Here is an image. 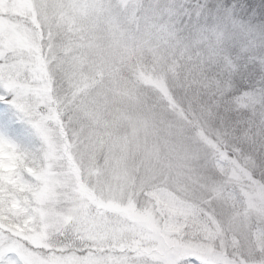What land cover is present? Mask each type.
I'll use <instances>...</instances> for the list:
<instances>
[{"label":"rangeland","instance_id":"rangeland-1","mask_svg":"<svg viewBox=\"0 0 264 264\" xmlns=\"http://www.w3.org/2000/svg\"><path fill=\"white\" fill-rule=\"evenodd\" d=\"M204 5L220 31L234 16L228 0H0V55L23 53L48 117L43 135L0 134L50 181L115 205L101 234L158 231L211 264H264V90L234 91L203 34L176 33V10Z\"/></svg>","mask_w":264,"mask_h":264},{"label":"snow or ice","instance_id":"snow-or-ice-1","mask_svg":"<svg viewBox=\"0 0 264 264\" xmlns=\"http://www.w3.org/2000/svg\"><path fill=\"white\" fill-rule=\"evenodd\" d=\"M6 19L20 26L16 17ZM22 55L12 46L0 55L4 61L0 65V124L10 128L15 114L43 135L48 117L40 114V98L30 82L36 71L29 76L20 70ZM61 187H71L78 195L58 191ZM115 207L82 185L76 188L50 181L47 172L29 163L16 140L0 134V264H179L190 254L198 264H211L197 246L158 231L132 229V238L115 229L101 234L95 217L101 214L99 210Z\"/></svg>","mask_w":264,"mask_h":264},{"label":"trees","instance_id":"trees-1","mask_svg":"<svg viewBox=\"0 0 264 264\" xmlns=\"http://www.w3.org/2000/svg\"><path fill=\"white\" fill-rule=\"evenodd\" d=\"M228 1L234 16L223 21L222 31L213 26L219 15L215 6L204 5V11L208 13L206 17L195 16L192 11L188 15L183 12L178 14L176 10L171 24L182 36L193 32L203 34L201 53L210 54L213 62L222 66L224 74L230 79L228 82L234 84L230 86L234 91L264 90V0ZM24 123L14 114L12 126L9 128L0 124V128L16 135L17 125ZM180 262L186 264L187 257Z\"/></svg>","mask_w":264,"mask_h":264},{"label":"clouds","instance_id":"clouds-1","mask_svg":"<svg viewBox=\"0 0 264 264\" xmlns=\"http://www.w3.org/2000/svg\"><path fill=\"white\" fill-rule=\"evenodd\" d=\"M57 239L63 240V239H64V237H57Z\"/></svg>","mask_w":264,"mask_h":264}]
</instances>
